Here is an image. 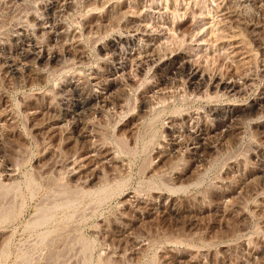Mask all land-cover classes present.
Wrapping results in <instances>:
<instances>
[{
	"label": "rangeland",
	"instance_id": "374dc122",
	"mask_svg": "<svg viewBox=\"0 0 264 264\" xmlns=\"http://www.w3.org/2000/svg\"><path fill=\"white\" fill-rule=\"evenodd\" d=\"M263 19L264 0H0V264H264ZM138 23L153 41L132 33ZM18 31L56 60L22 58ZM188 57L204 81L237 79L239 94L195 88ZM102 143L114 160L71 174ZM133 197L164 207L141 215Z\"/></svg>",
	"mask_w": 264,
	"mask_h": 264
},
{
	"label": "bare ground",
	"instance_id": "6f19581e",
	"mask_svg": "<svg viewBox=\"0 0 264 264\" xmlns=\"http://www.w3.org/2000/svg\"><path fill=\"white\" fill-rule=\"evenodd\" d=\"M62 1V0H61ZM112 1V0H111ZM118 1V0H117ZM134 1V0H133ZM145 1V0H144ZM152 1V0H151ZM257 1V0H256ZM121 2H123V1H121ZM128 2V1H127ZM135 2H136V0H135ZM158 2V1H157ZM236 2V1H235ZM263 2V1H262ZM134 3V2H133ZM141 3V2H140ZM148 3V2H147ZM216 3V2H215ZM221 3V2H220ZM223 3V2H222ZM251 3V2H250ZM256 3V2H255ZM114 4V3H113ZM121 4V3H120ZM138 4V3H137ZM144 4V3H143ZM142 4V5H143ZM149 4V3H148ZM157 4V3H156ZM184 4V3H183ZM193 4H194V2H193ZM238 4V3H237ZM236 4V5H237ZM140 5V4H139ZM172 5V4H171ZM178 5V4H177ZM176 5V6H177ZM187 5V4H186ZM190 5V4H189ZM229 5H232V4H229ZM252 5V4H251ZM250 5V6H251ZM254 5V4H253ZM55 6V5H54ZM58 6H60V5H58ZM62 6V5H61ZM89 6V5H88ZM166 6V5H165ZM174 6V5H173ZM172 6V7H173ZM185 6V5H184ZM217 6V5H216ZM241 6V5H240ZM260 6H261V2H260ZM131 7V6H130ZM135 7V6H134ZM137 7V6H136ZM139 7V6H138ZM160 7V6H159ZM171 7V6H170ZM175 7V6H174ZM180 7V6H179ZM192 7V6H191ZM248 7V6H247ZM254 7V6H253ZM257 7V6H256ZM107 8V7H106ZM119 8V7H118ZM132 8V7H131ZM130 8V9H131ZM145 8V7H144ZM149 8V7H148ZM166 8V7H165ZM184 8V7H183ZM182 8V9H183ZM205 8V7H204ZM215 8V7H214ZM219 7H217V9H218ZM232 8H234V7H232ZM231 8V9H232ZM241 8H243V7H241ZM130 9H129V11H130ZM136 9V8H135ZM142 9V8H141ZM152 9V8H151ZM167 9V8H166ZM171 9V8H170ZM173 10H174V8H172ZM223 9V8H222ZM252 9V8H251ZM127 12H128V7H127ZM150 10V9H149ZM158 10V9H157ZM200 10H202V9H200ZM228 10V9H227ZM235 10V9H234ZM111 11V10H110ZM138 11H139V9H138ZM140 11H142V10H140ZM160 11V10H159ZM170 11V10H169ZM175 11V10H174ZM257 11V10H256ZM125 12V11H124ZM134 12H136V11H134ZM153 12V11H152ZM171 12V11H170ZM207 12V15H208V11H206ZM211 12V11H210ZM216 12V11H215ZM223 12V11H222ZM237 12V11H236ZM108 13V12H107ZM110 13V12H109ZM111 13H112V11H111ZM119 13V12H118ZM130 13V12H129ZM133 13V12H132ZM181 13V12H180ZM184 13V12H183ZM196 13V12H195ZM200 13V12H199ZM212 13H213V11H212ZM218 13V12H217ZM221 13V12H220ZM116 14V13H115ZM153 14V13H152ZM152 14H150V15H152ZM168 14V13H167ZM173 14V13H172ZM178 14V13H177ZM203 14V13H202ZM219 14V13H218ZM231 14V13H230ZM235 14V13H234ZM109 15V14H108ZM118 15V14H117ZM133 15H135V14H133ZM147 15V14H146ZM156 15H157V13H156ZM182 15V14H181ZM185 15V14H184ZM206 15V14H205ZM220 15V14H219ZM245 15V14H244ZM162 16V15H161ZM168 16V15H167ZM210 16H212L211 14H210ZM215 15L213 14V17H214ZM217 16V15H216ZM225 16V15H224ZM113 17V16H112ZM147 17V16H146ZM160 17V16H159ZM228 17V16H227ZM114 18V17H113ZM155 18V17H154ZM209 18V17H208ZM217 18V17H216ZM222 18H223V15H222ZM235 18V17H234ZM161 19V18H160ZM167 19V18H166ZM211 19V18H210ZM213 19H215V18H213ZM221 19V18H220ZM162 20V19H161ZM160 20V21H161ZM194 20V19H193ZM225 20V19H224ZM227 20V19H226ZM229 20V19H228ZM236 20H237V18H236ZM235 20V21H236ZM239 20V19H238ZM126 21V19L124 20V22ZM128 22H129V20H127ZM143 21V20H142ZM147 21V20H146ZM202 21V20H201ZM209 21H212V19L211 20H209ZM216 21V19L214 20V22ZM230 21V20H229ZM232 21V20H231ZM251 21V20H250ZM249 21V22H250ZM263 21H264V19H263ZM102 22V21H101ZM135 22V21H134ZM155 21H153V23H154ZM206 22H207V20H206ZM223 22V21H222ZM239 22V21H238ZM248 22V21H247ZM257 22V21H256ZM97 23V22H96ZM146 23V22H145ZM181 23V22H180ZM190 23V22H189ZM224 23V22H223ZM230 23H232V22H230ZM242 23V22H241ZM253 23V22H252ZM258 23V22H257ZM35 24H36V22H35ZM34 24V25H35ZM43 24H44V21H39L38 22V24H37V26H36V28L38 29L39 27H41V26H43ZM136 24V23H135ZM148 24V23H147ZM150 24H152V22L150 23ZM160 24V23H159ZM207 24H211L210 22L209 23H207ZM214 24V23H213ZM215 24H216V22H215ZM226 24V23H225ZM246 24V23H245ZM97 25H99V24H96V26ZM133 25H134V23H133ZM133 25H131V27H128V28H132L133 27ZM158 25V24H157ZM179 25V24H178ZM197 25V24H196ZM219 25V24H218ZM223 25V24H222ZM221 25V26H222ZM260 25V24H259ZM102 26H106V25H103V23H102ZM152 26V25H151ZM185 26H187V25H185ZM229 26H230V24H229ZM91 27V26H90ZM100 27V26H99ZM98 27V28H99ZM125 27V26H124ZM126 27V28H127ZM159 27V26H158ZM161 27V26H160ZM204 27L205 26H203V29H204ZM225 27H226V25H225ZM248 27V26H247ZM253 27V26H252ZM33 28V27H32ZM59 28V27H58ZM61 28V27H60ZM63 28V27H62ZM68 28V27H67ZM70 28V27H69ZM157 28V27H156ZM164 28H166V27H164ZM164 28H162V29H164ZM181 28V27H180ZM183 28V27H182ZM210 28V27H209ZM212 28H213V26H212ZM211 28V29H212ZM214 28H215V25H214ZM223 28V27H222ZM228 28V27H227ZM226 28V29H227ZM231 28V27H230ZM234 28V27H233ZM236 28V27H235ZM151 30H152V28H150ZM146 25H143L142 23H138L134 28H132V30H133V34L134 35H141V36H143L144 37V39H146V41H153L152 39H153V34H152V32H151V30H150ZM155 29V28H154ZM158 29V28H157ZM160 29V28H159ZM161 29V30H162ZM167 29V28H166ZM166 29H164V30H166ZM177 29V28H176ZM184 29L186 30V27H184ZM200 29H202V27L200 28ZM206 29V28H205ZM224 29V28H223ZM232 29V28H231ZM230 29V30H231ZM39 30V29H38ZM70 30V29H69ZM179 30H181V29H179ZM191 30V29H190ZM207 30H209L208 28H207ZM216 30V29H215ZM229 30V31H230ZM45 31H47V30H45ZM49 31V30H48ZM63 31V30H62ZM65 31V30H64ZM72 31V30H71ZM124 31V30H123ZM126 31V30H125ZM129 31V30H128ZM153 31V30H152ZM159 31V30H158ZM192 31V30H191ZM199 31V30H198ZM218 31H219V29H218ZM218 31H217V33H218ZM232 31V30H231ZM230 31V32H231ZM257 31V30H256ZM29 32V31H28ZM32 32L34 33V31L32 30ZM43 32V31H42ZM50 32V31H49ZM68 32V31H67ZM166 32H168L167 30H166ZM182 32V31H181ZM185 32V31H184ZM186 32H187V30H186ZM185 32V33H186ZM192 32H194V31H192ZM201 32V31H200ZM215 32V31H214ZM222 33H223V31H221ZM220 32V33H221ZM244 32H247V30H245ZM129 33V32H128ZM131 33V32H130ZM131 33V34H132ZM164 33V32H163ZM169 33V32H168ZM171 33V32H170ZM204 33V32H203ZM206 33H207V31H206ZM211 33V32H210ZM213 33V32H212ZM42 34H44V33H42ZM123 34V33H122ZM166 34V33H165ZM172 34V33H171ZM170 34V35H171ZM175 34V33H174ZM174 34H172V35H174ZM187 34V33H186ZM258 34V33H257ZM17 35L20 37V39L22 40V41H24V40H29L30 41V43H26L28 46H29V48H31V49H29L28 47L26 48L25 46H23L25 43H21V42H19L20 43V45H18V47L21 49L20 50V55L22 56V58L23 57H26V56H29L30 54H31V52L33 51V52H35V50H33V49H37V51L35 52L36 53V56H38L39 58L40 57H46V59H49L48 61H50V59L52 60V59H54L55 58V60H56V57H57V55H59L57 52H56V50L55 49H46V48H44L43 46L42 47H39V45L37 44L38 42H34L33 43V40H34V37H33V35H29L28 33H26V32H21V31H18L17 32ZM37 35H39V33L37 34ZM51 35V34H50ZM71 35V34H70ZM124 35V34H123ZM133 35V36H134ZM188 35V34H187ZM198 35V34H197ZM230 35V34H229ZM255 35V34H254ZM165 36V35H164ZM167 36V35H166ZM175 36V35H174ZM179 36V35H178ZM185 36V35H184ZM203 36V35H202ZM206 36V35H205ZM211 36H213V34H211ZM215 36V35H214ZM213 36V37H214ZM232 36V35H231ZM234 36V35H233ZM40 37V36H39ZM72 37V36H71ZM78 37V36H77ZM132 37V36H131ZM171 37V36H170ZM192 37H193V35H192ZM195 37V36H194ZM208 37H209V35H208ZM219 37V36H218ZM18 38V37H17ZM70 38V37H69ZM169 38V37H168ZM167 38V39H168ZM175 38V37H174ZM177 38V37H176ZM196 38V37H195ZM206 38V37H205ZM225 38V37H224ZM227 38H229V37H227ZM235 38V37H234ZM37 39V38H36ZM66 39V38H65ZM72 39H74V37L72 38ZM135 39V38H134ZM142 39V38H141ZM160 39V38H159ZM198 39V38H197ZM204 39V38H203ZM202 39V40H203ZM209 39V38H208ZM162 40V39H161ZM164 40V39H163ZM193 40H195V39H193ZM199 40H201V39H199ZM202 40H201V42H202ZM215 40V39H214ZM231 40V39H230ZM67 41V40H66ZM73 41V40H72ZM142 41V40H141ZM141 41H140V43H141ZM157 41V40H156ZM167 41L168 40H166V43H167ZM207 41V40H206ZM220 41H221V39H220ZM28 42V41H27ZM120 42V41H119ZM161 42V41H160ZM194 42V41H193ZM203 42H204V40H203ZM260 42V41H259ZM18 43V42H17ZM18 43V44H19ZM66 43V42H65ZM144 43V42H143ZM161 43H163V42H161ZM165 43V42H164ZM198 43H200V41L198 42ZM69 44V43H68ZM158 44H160L159 43V41H158ZM226 44V43H225ZM239 44V43H238ZM70 45V44H69ZM133 45V44H132ZM145 45H147V48H149V49H151V52H153L152 50H154L155 48H156V45L153 43V42H148L147 44H145ZM207 45V44H206ZM211 45H212V43H211ZM222 45V44H221ZM231 45V44H230ZM196 46H198V45H196ZM205 46V45H204ZM51 47V46H50ZM73 47V46H72ZM161 47H163V46H161ZM202 47V46H201ZM211 47V46H210ZM215 47V46H214ZM259 47V46H258ZM71 48V47H70ZM77 48V47H76ZM145 48V47H144ZM159 48H160V46H159ZM205 48V47H204ZM213 48V47H212ZM222 48V47H221ZM224 48V47H223ZM231 48V47H230ZM243 48V47H242ZM69 49V48H68ZM75 49V48H74ZM193 49V48H192ZM199 49V48H198ZM197 49V50H198ZM210 49V48H209ZM219 49V48H218ZM17 50V49H16ZM188 50V49H187ZM205 50V49H204ZM207 50V49H206ZM215 50V49H214ZM228 50V49H227ZM78 51V50H77ZM156 51V50H155ZM158 51V50H157ZM199 51V50H198ZM225 51V50H224ZM32 52V53H33ZM131 52V51H130ZM188 52V51H187ZM203 52V51H202ZM209 52V51H208ZM246 52V51H245ZM22 53V54H21ZM80 53V52H79ZM144 53V52H143ZM159 53V52H158ZM168 53H170V52H168ZM211 53H213V52H211ZM112 54V53H111ZM147 55H148V53H146ZM200 54V53H199ZM206 54V53H205ZM224 54V53H223ZM247 54V53H246ZM257 54V53H256ZM19 55V56H20ZM122 55V54H121ZM139 55V54H138ZM144 55V54H143ZM153 55V54H152ZM159 55V54H158ZM157 55V56H158ZM166 55H168V54H166ZM166 55H164V56H166ZM202 55V54H201ZM203 55H204V53H203ZM81 56V55H80ZM83 56V55H82ZM131 56V55H130ZM133 56V55H132ZM140 56V55H139ZM154 56V55H153ZM161 56V55H160ZM198 56V55H197ZM209 56V55H208ZM230 56V55H229ZM256 56V55H255ZM61 57V56H60ZM64 57V56H63ZM75 57V56H74ZM135 57H137V56H135ZM142 57L143 56H141V59H142ZM199 57V56H198ZM197 57V58H198ZM205 57V56H204ZM132 58L133 57H131L130 59L132 60ZM144 58H145V56H144ZM166 58V57H165ZM202 58V57H201ZM227 58H228V56H227ZM16 60H17V57L15 58ZM25 59V58H24ZM36 59V58H35ZM123 59V58H122ZM159 59V58H158ZM161 59H162V57H161ZM176 59V58H175ZM185 59V58H184ZM190 59H193V58H190ZM190 59H189V57H188V59L186 60V61H188V62H190ZM200 59V58H199ZM237 59V58H236ZM241 59V58H240ZM54 60V61H55ZM173 60V59H172ZM226 60H228V59H226ZM14 61V60H13ZM47 61V60H46ZM125 61V60H124ZM124 61H123V63H124ZM158 61V60H157ZM194 61H195V59H194ZM197 61V60H196ZM196 61L195 62H190L189 63V66H188V72H187V74H188V79L190 80V83L192 84V83H195L193 86H195V88H197V89H200L201 87H203V85H209V83H214L213 81H208V78H205L206 80L204 81V79H203V76H202V72L199 74V71H200V67H199V65L196 63ZM235 61H238V60H235ZM241 60H239V62H240ZM19 62V61H18ZM36 62V61H35ZM131 62V61H130ZM133 62V61H132ZM136 62V61H135ZM156 62V61H155ZM154 62V63H155ZM174 62V61H173ZM181 62V61H180ZM185 62V61H184ZM47 63V62H46ZM158 63V62H157ZM183 63V62H182ZM6 64V63H5ZM4 64V65H5ZM13 64V62L11 61V63H8V65H6V66H11ZM233 64V63H232ZM127 65V64H126ZM131 65V64H130ZM185 65V64H184ZM1 66V65H0ZM3 66V65H2ZM14 66V65H13ZM120 66V65H119ZM171 66V65H170ZM186 66V65H185ZM201 66V65H200ZM152 67V66H151ZM157 67V66H156ZM177 67V66H176ZM183 67V66H182ZM1 68H3V67H1ZM6 68V67H5ZM149 68V67H148ZM163 68V67H162ZM6 69H8V68H6ZM166 69H168V68H166ZM203 70H204V67H203ZM1 71H3V70H1ZM6 71H8V70H6ZM172 71V70H171ZM180 71V70H179ZM97 72V71H96ZM233 72V71H232ZM95 73V72H94ZM99 73V72H98ZM174 74V73H173ZM177 74V73H176ZM198 74H199V76H198ZM235 74V73H234ZM84 75H86V74H84ZM206 75V74H205ZM88 76H89V74H88ZM198 76V77H197ZM223 76V75H222ZM82 77V76H81ZM96 78V75L94 76V75H92V76H90V78ZM135 77V76H134ZM207 77V76H206ZM217 77V76H216ZM215 77V79H217ZM236 77V76H235ZM252 77V76H251ZM24 78V77H23ZM83 78V77H82ZM99 78H100V76H99ZM122 78V77H121ZM164 78V77H163ZM237 78V77H236ZM132 79H133V77H132ZM86 80V79H85ZM186 80V79H185ZM209 80H211V79H209ZM101 81V80H100ZM105 81V80H104ZM91 80H90V84H91ZM96 82V81H95ZM98 82H99V80H98ZM106 82V81H105ZM250 82V81H249ZM84 83V82H83ZM246 83V82H245ZM244 83V84H245ZM92 85V84H91ZM90 85V86H91ZM213 85V87H217L218 85H220V86H222V87H224L226 90L228 89V90H233V89H235V88H238V85H240L239 84V81H237V79H235V78H228V74H227V78H220V79H217L216 81H215V83L214 84H212ZM246 85V84H245ZM87 86V85H86ZM103 86V85H102ZM186 86V85H185ZM206 86H205V88H206ZM212 87V88H213ZM262 87V86H261ZM86 88V87H85ZM90 88V87H89ZM195 88H194V90H195ZM204 88V87H203ZM223 88V89H224ZM257 88H258V86H257ZM92 89V88H91ZM217 89V88H216ZM239 89H240V87L238 88V91H239ZM242 89H244V88H242ZM73 90V89H72ZM82 90V89H81ZM106 90V89H105ZM200 90H203V89H200ZM206 90V89H205ZM204 90V91H205ZM215 90V89H214ZM251 90V89H250ZM221 91V90H220ZM234 91V90H233ZM237 91V90H236ZM236 91H234L235 93H236ZM264 90H262V92H263ZM71 92V91H70ZM196 92V91H195ZM223 92V91H222ZM241 92V91H240ZM228 93V92H227ZM233 93V92H232ZM231 93V94H232ZM238 93V92H237ZM236 93V94H237ZM259 93V92H258ZM89 94V93H88ZM91 94H93V93H91ZM193 94V93H192ZM239 94V93H238ZM224 95V94H223ZM74 96V95H73ZM106 96V95H105ZM233 96V95H232ZM255 96V95H254ZM257 96V95H256ZM257 97H259V98H264V94L263 95H259V96H257ZM106 98H107V96H106ZM77 101H76V105H79L80 104V101H79V98L78 97H76L75 98ZM107 100V99H106ZM75 101V100H74ZM253 101V100H252ZM240 102H243V101H240ZM238 103V102H237ZM252 103H254V102H252ZM50 104V103H49ZM228 104V103H227ZM263 105V104H262ZM261 105V106H262ZM231 106V105H230ZM240 106V105H239ZM48 107V106H47ZM220 107V106H219ZM32 109V108H31ZM35 109V108H34ZM31 110V112H36V111H38V110ZM37 109V108H36ZM119 109V108H118ZM203 109H205V108H203ZM213 109V108H212ZM215 109V108H214ZM226 109V108H225ZM2 110V109H1ZM202 110V109H201ZM218 110V109H217ZM216 110V111H217ZM3 111V110H2ZM1 111V112H2ZM9 111V110H8ZM29 111H30V109H29ZM0 112V113H1ZM45 112V111H44ZM204 112H206V110L204 111ZM212 112V111H211ZM46 113V112H45ZM75 113V112H74ZM76 113H77V111H76ZM208 113V112H207ZM237 113H238V111H237ZM47 114H48V112H47ZM180 114V113H179ZM203 114V113H202ZM33 115V114H32ZM212 115V114H211ZM216 115V114H215ZM10 116V115H9ZM13 116V115H12ZM43 116H44V113H43ZM50 116V115H49ZM192 116V115H191ZM34 117V116H33ZM197 117V116H196ZM195 117V118H196ZM198 117H199V115H198ZM0 118H2V119H6L7 117H6V113L4 112V113H2V114H0ZM27 118V117H26ZM193 118V117H192ZM203 118H205V117H203ZM184 119V118H183ZM228 119V118H227ZM13 120V119H12ZM11 120V121H12ZM210 120V119H209ZM4 121V120H3ZM43 122V121H42ZM192 122V121H191ZM1 123V122H0ZM7 123V122H6ZM9 123V122H8ZM7 123V124H8ZM57 123V122H56ZM186 123V122H185ZM233 123V122H232ZM263 123V122H262ZM37 124H39V123H37ZM6 125V124H5ZM42 125V124H41ZM207 125V124H206ZM212 125V124H211ZM235 125V124H234ZM12 126V125H11ZM196 126V125H195ZM213 126V125H212ZM52 127H55V125H53ZM51 127V128H52ZM5 128V127H4ZM8 128H9V126H8ZM11 128V127H10ZM49 128H50V126H49ZM49 128H48V130H49ZM50 128V129H51ZM208 128V127H207ZM234 128V127H233ZM0 129H3V128H0ZM14 129V128H13ZM57 129V128H56ZM56 129H55V131H56ZM237 129V128H236ZM47 130V129H46ZM58 130V129H57ZM225 130V129H224ZM227 130V129H226ZM231 130V129H230ZM196 131V130H195ZM206 131V130H205ZM216 131V130H215ZM220 131V130H219ZM218 131V132H219ZM232 131V130H231ZM234 131V130H233ZM200 132V131H199ZM222 132V131H221ZM264 132V131H263ZM10 133V132H9ZM55 133V132H54ZM54 133H51V134H54ZM214 133V132H213ZM224 133V132H223ZM227 133V132H226ZM11 134V133H10ZM45 134V133H44ZM198 134V133H197ZM196 134V135H197ZM216 134V133H215ZM93 135V134H92ZM182 135V134H181ZM195 135V134H194ZM210 135V134H209ZM217 135V134H216ZM218 135H219V133H218ZM4 136V135H3ZM53 136V135H52ZM180 136V135H179ZM220 136H221V134H220ZM118 137V136H117ZM207 137H209V136H207ZM3 137L1 136V134H0V145H3V139H2ZM91 139V138H90ZM122 140V139H121ZM89 141V140H88ZM92 141H94V140H92ZM97 142V141H96ZM98 143V142H97ZM93 144V143H92ZM103 144V143H102ZM87 145V144H86ZM83 147L84 146H82V149H83ZM1 149H2V146H1ZM79 149V148H78ZM3 152V151H2ZM78 152V151H77ZM113 152V151H112ZM111 152V150L107 147V146H105V144H103V145H100V146H98V147H93L91 144H88L85 148H84V150L81 152H79L78 153V155H76V157H74V158H72L71 160H70V167H71V174H77L78 176H80L81 175V173H82V171H84V170H86V168L87 167H89V166H91L92 164L93 165H95L96 163H101V162H105V161H108V160H114V158L116 157V156H114L113 155V153ZM5 153V152H4ZM7 153V152H6ZM3 154V153H2ZM75 155V154H74ZM158 157V156H157ZM49 160V159H48ZM69 160V159H68ZM113 163V162H112ZM102 164V163H101ZM97 165V164H96ZM99 165V164H98ZM90 168V167H89ZM88 168V169H89ZM93 168V167H92ZM16 169V168H15ZM110 169V168H109ZM156 169V168H155ZM96 170V169H95ZM95 170H93L92 171V173H90V175H89V177H87L86 179H85V183H86V181L87 180H89V179H91L92 177H96L97 175H98V172L97 171H95ZM112 171V170H111ZM90 172V171H89ZM100 172V171H99ZM3 179H9V178H11V177H13V168H12V166L10 165V163L9 162H4V164H3ZM87 176V175H86ZM83 178V177H82ZM81 178V179H82ZM99 178V177H98ZM77 179V178H76ZM9 181V180H8ZM83 181V180H82ZM88 183V182H87ZM84 184V183H83ZM184 185V184H183ZM262 191V190H261ZM157 195V194H156ZM155 195V196H156ZM137 196V195H136ZM139 196V195H138ZM152 196V195H151ZM221 196V195H220ZM154 197V196H153ZM158 197V196H157ZM170 197V196H169ZM231 197V196H230ZM144 199V198H143ZM143 199H139L138 197H133V198H129V199H127L126 201H127V204L129 205H133V210L135 211V210H138V211H141L140 213H141V215H143V214H151L152 212H153V208L156 206H158L159 208L160 207H164V205H163V202H162V200L160 201V202H150L151 200H152V198H151V200L149 201V202H144V203H141V201L143 200ZM148 199V198H147ZM227 199V198H226ZM234 199V198H233ZM125 200V199H124ZM160 200V199H159ZM166 200V199H165ZM218 200V199H217ZM146 201V200H145ZM226 201V200H225ZM168 202V201H167ZM224 202V201H223ZM169 203V202H168ZM173 204V203H172ZM218 204V203H217ZM224 204V203H223ZM228 205H229V201H228V203H227ZM167 205V204H166ZM175 205V204H174ZM202 206V205H201ZM222 206V205H221ZM223 207V206H222ZM227 207V206H226ZM232 207V206H231ZM178 208V207H177ZM202 209V208H201ZM228 209V208H227ZM175 210V209H174ZM231 210V209H230ZM159 211H161V210H159ZM199 211V210H198ZM219 211V210H218ZM223 211V210H222ZM229 211V210H228ZM238 211V210H237ZM125 212V211H124ZM202 212V211H201ZM166 213V212H165ZM219 214H221V213H219ZM233 214H235V213H233L232 212V215ZM197 215V214H196ZM231 215V216H232ZM151 216V215H150ZM236 216H237V214H236ZM142 217V216H141ZM135 219H139L138 218V216L137 217H134ZM225 218V217H224ZM234 218H235V216H234ZM132 219V218H131ZM141 219V218H140ZM226 219V218H225ZM133 220V219H132ZM147 220V219H146ZM141 221V220H140ZM133 225H134V223H133ZM121 226V225H120ZM130 227V226H129ZM128 227V228H129ZM120 230L121 231H126L127 230V225H122L121 226V228H120ZM119 231V230H118ZM137 231V230H136ZM120 234V233H119ZM136 234V233H135ZM122 235V234H121ZM119 236V235H118ZM123 236V235H122ZM139 236V235H138ZM124 240H123V242L125 243V241H127V240H131L132 241V243L133 244H138V245H140L141 244V238L139 239V238H137V237H135L133 234H131L130 232H128L127 231V233H124ZM118 241V240H117ZM215 242V241H214ZM122 243V241H120V244ZM129 245V244H128ZM212 245V244H211ZM210 245V246H211ZM251 245V244H250ZM139 247V246H138ZM242 247V246H241ZM247 247V246H246ZM256 247H258L259 248V246H256ZM130 248H133V245L131 244V246H130ZM136 249V248H135ZM248 249V248H247ZM115 250V249H114ZM263 250V249H262ZM135 251V250H134ZM255 251V250H254ZM137 252V251H136ZM197 252V251H196ZM132 253V252H131ZM192 253V252H191ZM190 254V253H189ZM198 254V253H197ZM251 254V253H250ZM259 254V253H258ZM201 255V254H200ZM208 255V254H207ZM186 256V255H185ZM188 256H190V255H188ZM187 256V257H188ZM192 256V255H191ZM210 256V255H209ZM197 257V256H196ZM208 257V256H207ZM254 257V256H253ZM256 257V256H255ZM209 258V257H208ZM192 259V258H191ZM190 259V260H191ZM254 259H256V258H254ZM171 260V259H170ZM174 260V259H173ZM186 260H187V258H186ZM176 261H179V260H176ZM204 261V260H203ZM248 261H249V259H248ZM252 261V260H251ZM171 262H173V261H169V263H171ZM210 262V261H209ZM253 262H254V260H253ZM253 262H251V263H253ZM195 263V262H194ZM201 263V262H200ZM241 263V262H240ZM176 264H177V262H176ZM184 264H186V263H184ZM196 264V263H195ZM246 264V263H245Z\"/></svg>",
	"mask_w": 264,
	"mask_h": 264
}]
</instances>
